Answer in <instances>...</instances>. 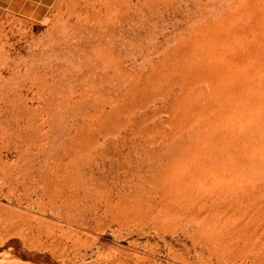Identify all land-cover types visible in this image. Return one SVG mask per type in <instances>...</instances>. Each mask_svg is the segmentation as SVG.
Masks as SVG:
<instances>
[{"label": "rangeland", "instance_id": "obj_1", "mask_svg": "<svg viewBox=\"0 0 264 264\" xmlns=\"http://www.w3.org/2000/svg\"><path fill=\"white\" fill-rule=\"evenodd\" d=\"M0 264H264V0L3 20Z\"/></svg>", "mask_w": 264, "mask_h": 264}, {"label": "crops", "instance_id": "obj_2", "mask_svg": "<svg viewBox=\"0 0 264 264\" xmlns=\"http://www.w3.org/2000/svg\"><path fill=\"white\" fill-rule=\"evenodd\" d=\"M56 0H0V23L17 18L31 23H41Z\"/></svg>", "mask_w": 264, "mask_h": 264}]
</instances>
